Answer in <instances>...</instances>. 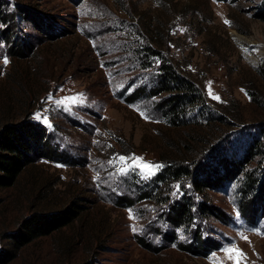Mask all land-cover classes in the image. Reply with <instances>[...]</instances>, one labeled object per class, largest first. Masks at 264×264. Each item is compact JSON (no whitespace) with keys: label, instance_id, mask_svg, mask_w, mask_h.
I'll return each instance as SVG.
<instances>
[{"label":"rangeland","instance_id":"374dc122","mask_svg":"<svg viewBox=\"0 0 264 264\" xmlns=\"http://www.w3.org/2000/svg\"><path fill=\"white\" fill-rule=\"evenodd\" d=\"M3 3L9 14L21 7L28 17L7 28V35L17 34L13 45L0 39V128L37 122L51 144L79 164L36 157L12 186L0 188V264H233L224 251L233 247L244 253L240 264H264V217L254 226L242 220L240 183L204 196L187 181L161 183L151 193L163 191L166 203L138 199L140 188L150 190L161 172L197 154L193 138L209 130L206 108L189 109L187 124L173 126L157 106L161 99L125 100L136 88L155 85L158 56L149 68L134 56L137 46H147L203 90L216 116L227 112L223 123L232 138L256 131L264 147V0ZM20 37L28 48L20 46ZM133 157L157 167L151 175L127 167ZM246 168L263 171L264 159L256 157ZM122 195L134 203L119 206L115 200ZM183 196L193 200L195 211L206 201L231 218L224 225L196 217L194 225L219 243L206 255L180 248L194 226H181L175 239L162 240L160 231L171 228L165 209ZM64 211L73 216L67 225L14 246L31 215ZM160 245V251L151 249Z\"/></svg>","mask_w":264,"mask_h":264},{"label":"trees","instance_id":"16d2710c","mask_svg":"<svg viewBox=\"0 0 264 264\" xmlns=\"http://www.w3.org/2000/svg\"><path fill=\"white\" fill-rule=\"evenodd\" d=\"M3 5L5 3L0 0V24L4 26L0 29V39L4 44L13 45L17 34L7 35V28H18L17 20L27 19L28 12L17 7L16 14H9ZM18 40L22 48H26L25 45L27 48L29 47L24 43L23 37ZM14 46L16 49L18 48L17 41ZM137 48L134 56L144 67L148 66L149 68L152 65L151 57L158 56L155 61V64L159 65L157 73L154 75L155 85L150 88L138 87L127 94L125 100L131 103L145 96L161 99L157 106L163 117L167 118L173 126L186 122V112L189 109L197 107L202 110L206 108L208 112L206 122L209 124L207 136L196 134L197 136L193 138L199 144L197 154L193 156V159L187 160L183 164L175 165L173 163L164 172H161L157 176L158 178L153 179V188L150 190L148 188L139 189L138 199H155L156 204L166 203L168 198L161 196L163 191L159 194L151 193V190L156 189L157 185L161 183L171 185L187 181L188 184H192L193 192L204 196L203 194L207 190L221 191L231 183L238 182L240 183L238 189L241 192L239 214L244 222L256 225L264 217V168L263 171L258 172L257 170L250 171L246 166L256 157L264 159V147L259 139V133L255 131L254 134L250 133L242 139L232 138L229 133L230 127L223 123L226 122L227 112L221 110L220 115L216 116L214 113L217 112L213 113L212 107L205 105L206 96L203 90L193 81L180 77L174 66H171L170 61L167 59L164 61L165 59L159 51L152 50L147 46H137ZM12 53L21 55L14 51ZM46 130L41 124L30 120L5 124L0 128V188L12 186L20 173L36 157H45L48 161L71 166L79 164V159H73L70 154L51 144ZM217 139L222 142L216 143ZM115 202L119 206H130L134 203L130 196L124 195L118 197ZM193 204L191 198L183 196L181 200L173 202L165 209L163 215L172 229L167 228L163 233L160 231L161 237L163 241H170L176 238L177 228L185 226L187 230L194 226L192 232L190 231L191 234L189 233L191 235L189 240L183 246L180 245V248L191 252L195 250L193 253L206 255L210 251L216 250L219 243L214 237L205 236L206 233L202 226L194 225L196 217L204 216L205 221L214 217L224 225L230 223L231 218L226 213L209 206L206 201H202L196 211L193 209ZM72 218V213L67 211L62 212L61 215L52 212L49 213V217L33 214L23 224L26 233L15 237L17 244L14 246L50 234L67 225ZM135 239L145 249H150V244L145 239L140 236H136ZM160 248H162L161 245L151 247L154 251H160ZM5 255L10 256L9 253Z\"/></svg>","mask_w":264,"mask_h":264},{"label":"snow or ice","instance_id":"6c2138e0","mask_svg":"<svg viewBox=\"0 0 264 264\" xmlns=\"http://www.w3.org/2000/svg\"><path fill=\"white\" fill-rule=\"evenodd\" d=\"M226 23H228V21H225ZM5 63H7V59H5ZM215 98V97H214ZM121 161H125L127 158L125 157H120L119 158ZM134 163L132 165H128L127 167H139L142 169V171L146 172L147 175H151L152 174V170L153 168L157 167L155 165H151L149 163H144L142 158L139 157H133L132 158ZM127 167L121 168L120 171L121 172H126L127 171ZM243 239H247V237H243ZM225 253L228 256L229 260L233 261V264H240V257H244V253L236 248H226L224 249Z\"/></svg>","mask_w":264,"mask_h":264},{"label":"bare ground","instance_id":"6f19581e","mask_svg":"<svg viewBox=\"0 0 264 264\" xmlns=\"http://www.w3.org/2000/svg\"><path fill=\"white\" fill-rule=\"evenodd\" d=\"M248 44H249V43H243V45H244V49L249 50L250 46H249ZM263 54H264V53H263Z\"/></svg>","mask_w":264,"mask_h":264}]
</instances>
